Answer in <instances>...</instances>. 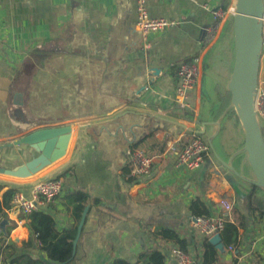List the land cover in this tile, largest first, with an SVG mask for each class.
<instances>
[{
  "label": "crops",
  "instance_id": "crops-1",
  "mask_svg": "<svg viewBox=\"0 0 264 264\" xmlns=\"http://www.w3.org/2000/svg\"><path fill=\"white\" fill-rule=\"evenodd\" d=\"M146 2L151 18L176 23L147 40L137 28V0H0V168L16 169L40 155L18 144L22 138L71 127L64 156L32 176L64 180L62 196L45 207L59 231L77 229L82 217L77 218L68 194L80 190L90 197L69 264H145L140 256L153 248L165 256V264H176L170 253L180 246L151 236L164 229L186 239L189 254L195 251L201 264L197 251L203 236L192 224L190 207L198 198L213 207L207 196L215 200L229 187L235 193L234 222L244 226L242 260L264 264V189H253L260 185L242 133L235 138L230 110L218 106V87L205 64L209 51L201 56L203 71L189 93V107L172 103L177 69L199 54L205 29L219 23L221 35L233 17L217 19L215 12H227L236 0ZM261 87L264 56L255 80V88ZM192 133L210 150L203 167L191 174L176 162ZM133 148L156 158L150 178L130 176ZM31 181L20 191L27 197L37 182ZM6 214L2 237L16 224L7 238L16 249L8 253L45 258L22 214ZM217 248L221 264L237 262L224 245Z\"/></svg>",
  "mask_w": 264,
  "mask_h": 264
},
{
  "label": "built area",
  "instance_id": "built-area-1",
  "mask_svg": "<svg viewBox=\"0 0 264 264\" xmlns=\"http://www.w3.org/2000/svg\"><path fill=\"white\" fill-rule=\"evenodd\" d=\"M229 14L234 18L236 15V5L227 12H215V18L221 19L224 15ZM137 28L144 36V39L152 34L166 32L169 28L175 26L174 21L162 18H151L147 10L146 0H137ZM264 23V18H263ZM219 23L205 29L202 37L199 54L196 58L186 64H181L176 71L177 87L172 98V103L176 107L186 109L189 107V93L192 92L199 84L203 71L202 55L207 53L219 39ZM254 109L257 120L261 119L264 123V88H256L253 95ZM259 122V120H258ZM210 148L203 142L198 134L192 133L184 143L178 160L177 168L195 173L200 170ZM130 176L134 179L150 178L154 172L156 158L149 156L140 148H133L128 151ZM64 180L59 175L47 177L37 181L31 191V196L27 197L22 192L14 194L11 207L9 210L18 211L20 214L27 215L35 211L45 210V207L53 204L64 193ZM210 191V190H209ZM209 194V192H208ZM207 196V195H206ZM208 201L214 203L211 207L214 214L209 218L193 217V226L199 230V234L208 237L211 241L215 236L221 235L224 227L229 222H234L235 193L229 187L220 193L215 200L207 196ZM3 231L0 225V237ZM241 242L237 245H231L226 248L227 256H232L237 262L235 264H246L241 257ZM171 256L174 257L176 264H197L189 252L180 248L171 250Z\"/></svg>",
  "mask_w": 264,
  "mask_h": 264
},
{
  "label": "water",
  "instance_id": "water-1",
  "mask_svg": "<svg viewBox=\"0 0 264 264\" xmlns=\"http://www.w3.org/2000/svg\"><path fill=\"white\" fill-rule=\"evenodd\" d=\"M263 18L264 0H236V15L233 19L236 59L229 84L232 103L245 132L244 145L248 162L258 185L262 188H264V138L256 117L253 95L264 47ZM70 134L71 127L65 126L39 130L22 138L18 144H27L40 152V155L16 169L0 168V174L16 178L32 177L64 156ZM52 176L54 175L49 177ZM87 211L86 208L77 227L73 241L74 255ZM6 223L5 220L1 224L3 232ZM211 242L219 248L223 247L221 235L212 238Z\"/></svg>",
  "mask_w": 264,
  "mask_h": 264
},
{
  "label": "trees",
  "instance_id": "trees-1",
  "mask_svg": "<svg viewBox=\"0 0 264 264\" xmlns=\"http://www.w3.org/2000/svg\"><path fill=\"white\" fill-rule=\"evenodd\" d=\"M234 19V18H233ZM223 38L229 43L234 45V23L230 20L226 23L222 31ZM221 37V39H222ZM262 52H264V47ZM218 100L223 99L226 95H229V91L216 90ZM231 94V92H230ZM232 97V95H231ZM228 118H234L235 124L240 125V120L234 110H230L227 113ZM262 187L253 185V189L257 190ZM23 189V185L14 184L5 181H0V193L2 192V205H0V221L7 217L6 211L10 209L11 202L15 193L20 192ZM264 189V188H262ZM90 197L87 193L77 190L67 196V200L74 206V210L77 218H80L83 211L89 203ZM95 204L98 200H95ZM191 213L193 217L209 218L214 214L211 207L207 206L201 199H196L191 207ZM22 218L27 221L29 230L35 236V239L40 244V250L44 255L31 256L22 254L16 256L13 252L8 253V250L15 252L16 247L7 242L9 234L16 228V224L13 223L7 228V234L0 238V264H69L74 258L73 241L75 240L77 229H69L59 231L57 228V222L54 217L46 212V210L35 211L27 215L22 214ZM242 224H236L235 222H229L225 225L224 230L221 232V242L225 248L231 245H237L241 242L240 229ZM153 239L161 237L164 240L174 241L185 252H188V243L186 239H181L179 234L171 230H162L159 233L151 235ZM202 261L201 264H221V251L217 248V245L213 244L208 237H203L200 242V247L197 251ZM140 259L145 264H165V256L156 248L147 250L141 254ZM197 264L198 261H196ZM113 264H131L124 260H117Z\"/></svg>",
  "mask_w": 264,
  "mask_h": 264
},
{
  "label": "rangeland",
  "instance_id": "rangeland-1",
  "mask_svg": "<svg viewBox=\"0 0 264 264\" xmlns=\"http://www.w3.org/2000/svg\"><path fill=\"white\" fill-rule=\"evenodd\" d=\"M222 36L223 34L221 33L219 39L209 50V53L207 55L208 60L206 59L205 64L206 66H208V69H207L208 74L212 75V80H213L212 84L213 85L217 84V87L220 91L226 92L227 90L229 91V84H230L231 76H232L234 66H235L236 49H235V43L234 45H232V43H229ZM263 39H264V29H263ZM263 56H264V52H262V55H261V62L263 61ZM218 106H220V108L224 110H234L236 112V115L239 118V115L237 111L235 110L234 105L232 103V97H231L230 91H229V95H226L223 99L220 100L219 98ZM228 120L230 121V126L232 127L231 129L233 128L236 129L235 138L239 136V132L242 133V142H243L242 146L243 148H245L244 142H245L246 137H245V132L243 130L241 122H240V125H236L234 118H228ZM258 120H259L258 123L261 129V133L264 138V124L261 119H258ZM42 175L39 174L38 177H35V178L38 179ZM0 177L9 178L8 176L5 177L4 175H0ZM40 179L41 178H39L38 180ZM9 180L16 181L17 183L11 182V181H5V180L3 181L14 183V184H21L18 182L25 181L24 184H21V185L27 184V182H30V180H32L31 182L38 181L33 178H28V179L27 178L26 179L9 178ZM190 255L194 260H196L195 251L194 252L191 251Z\"/></svg>",
  "mask_w": 264,
  "mask_h": 264
},
{
  "label": "bare ground",
  "instance_id": "bare-ground-1",
  "mask_svg": "<svg viewBox=\"0 0 264 264\" xmlns=\"http://www.w3.org/2000/svg\"><path fill=\"white\" fill-rule=\"evenodd\" d=\"M4 176H8L9 178H14V179H26V178H16V177H14V176H10V175H4ZM28 178H32V177H28ZM27 178V179H28ZM1 225V224H0ZM2 227V226H1ZM2 231H3V229H2ZM1 238V237H0Z\"/></svg>",
  "mask_w": 264,
  "mask_h": 264
}]
</instances>
